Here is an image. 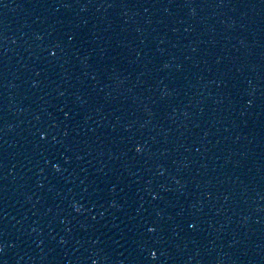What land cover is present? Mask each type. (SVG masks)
Segmentation results:
<instances>
[{
    "label": "water",
    "instance_id": "water-1",
    "mask_svg": "<svg viewBox=\"0 0 264 264\" xmlns=\"http://www.w3.org/2000/svg\"><path fill=\"white\" fill-rule=\"evenodd\" d=\"M0 264H264V0H0Z\"/></svg>",
    "mask_w": 264,
    "mask_h": 264
}]
</instances>
